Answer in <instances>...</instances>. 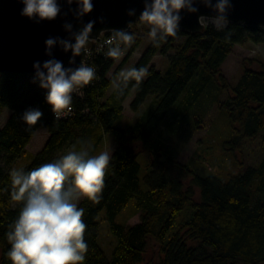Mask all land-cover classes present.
I'll return each instance as SVG.
<instances>
[{
  "label": "trees",
  "instance_id": "trees-1",
  "mask_svg": "<svg viewBox=\"0 0 264 264\" xmlns=\"http://www.w3.org/2000/svg\"><path fill=\"white\" fill-rule=\"evenodd\" d=\"M130 32L134 43L110 76L114 62L95 59L99 82L84 88L82 98L73 96L74 114L67 120L52 116L34 76L0 73V115L10 110L0 128V264H11L5 234L21 207L11 199L9 173L40 128L47 130L48 139L22 167L25 171L55 161L68 145L78 148L82 140L90 142L92 155L101 152L107 137L116 145L99 202H78L87 225L85 264H142L149 247L157 255L149 264H264V61L253 68V61L244 59L234 84L221 72L236 45L264 43V27L229 23L226 31H217L206 25L196 33L179 30L158 47L149 40L130 67H147L150 75L138 86L130 82L122 95L108 93L114 76L143 41L135 24ZM155 56L167 58L164 73L151 64ZM212 90L216 95L211 102ZM132 91L133 113L150 98L149 106L119 127L124 100ZM30 108L43 115L29 127L21 116ZM212 108L226 118L230 132L220 146L234 158L235 171L225 176H204L181 164L158 134L164 124L171 135L188 140L205 126ZM142 166L148 172L141 176ZM187 205L190 210L183 215ZM127 207L139 214L138 223L117 221ZM100 215L113 239L109 258L99 243Z\"/></svg>",
  "mask_w": 264,
  "mask_h": 264
},
{
  "label": "clouds",
  "instance_id": "clouds-1",
  "mask_svg": "<svg viewBox=\"0 0 264 264\" xmlns=\"http://www.w3.org/2000/svg\"><path fill=\"white\" fill-rule=\"evenodd\" d=\"M21 15L40 22L53 20L61 13L59 0H20ZM76 4L77 19L90 13L92 0H65ZM197 4H203L215 15L199 17L202 27L211 25L217 31H226L227 14L231 0H143L139 21L147 26L148 39L154 46L176 37L179 33L181 12H198ZM135 15V10L127 13ZM95 21H89L80 30L73 31L71 23L63 28L68 39L50 37L45 41L46 55H52L54 47L71 52L73 58L89 53L94 40L91 37ZM105 41L106 55L119 60L134 43L135 36L126 30H111ZM74 63V59L70 60ZM33 82L45 90V102L57 120L72 111L74 94L96 78V69L86 60L78 67H64L61 61L48 59L41 64L34 62ZM150 75L147 67H130L120 71L112 79V90L122 95L129 83L138 86ZM38 109H27L21 116L26 126L36 125L42 116ZM89 141L82 140L78 148L68 150L53 162L42 164L30 171L10 170L11 199L21 207L15 220L9 225L6 239L10 247L6 256L11 264H85L88 244L85 240L86 223L82 220L85 209L78 207L81 199L98 203L104 187L106 169L112 160L111 149L96 155L90 154Z\"/></svg>",
  "mask_w": 264,
  "mask_h": 264
},
{
  "label": "water",
  "instance_id": "water-1",
  "mask_svg": "<svg viewBox=\"0 0 264 264\" xmlns=\"http://www.w3.org/2000/svg\"><path fill=\"white\" fill-rule=\"evenodd\" d=\"M61 13L53 20L36 22L21 15L23 4L20 0H0V73H16L34 76L33 64H41L48 59L61 61L64 67H78L83 55L73 58L71 52H64L59 47L52 49V55H46L45 41L50 37L68 39L63 25L71 23L73 31L80 30L89 21H95L91 37L98 41L101 33L111 30L130 31L131 26L139 21L143 11V0H92V11L80 19L74 15L76 4L59 0ZM198 12H181L179 30L196 33L204 29L199 17H209L215 13L203 4H197ZM135 10V15L127 13ZM229 23L264 27V0H231L228 10ZM228 23V24H229ZM74 59V63L70 60Z\"/></svg>",
  "mask_w": 264,
  "mask_h": 264
},
{
  "label": "rangeland",
  "instance_id": "rangeland-1",
  "mask_svg": "<svg viewBox=\"0 0 264 264\" xmlns=\"http://www.w3.org/2000/svg\"><path fill=\"white\" fill-rule=\"evenodd\" d=\"M135 25L138 30L137 33L143 38V41L139 44L135 51L131 53L127 64L122 70H125L134 65L135 62L141 57L142 53L145 51L149 43L147 35L148 26L141 23L140 21H137ZM128 49L129 48H127V51L125 53L128 52ZM122 59L116 61L113 64L110 72L108 73V76L112 74V72L115 70ZM244 59H251L253 61L252 67L257 68V61H264V43L257 44L250 41H245L242 45H236L234 47L232 53L227 57L221 67V72L224 78H226V80L230 82V84H234L237 81L241 73V62ZM151 64L155 66L158 72L164 73L169 65V62L164 56H155L152 59ZM111 91L112 85L108 93H110ZM209 94V100L211 102L214 101V95H216V92L212 90L209 92ZM184 95L185 94H183L178 99L174 107L178 106L181 103ZM133 97L134 93L132 91L124 100L123 119L119 127H123L129 123H132L135 117L138 114L143 113L149 106L150 98L147 99V101L141 106L139 112L133 113L129 109V104L132 101ZM225 98L226 96L223 95L222 99ZM197 109L198 108L194 106L192 111L193 114L195 111H197ZM207 112L208 114L206 117L205 126L195 132L188 140L180 138L179 136L171 135L164 124L159 128L158 134L162 136V138H165L167 140L171 151L175 153L176 160L181 164H187L190 167L196 168V170L204 176H225L226 174L229 175L231 172L235 171V166L233 164L234 158L232 156H228V154H226V151L222 150L220 146L221 142L227 140L230 136V132L226 124V118L219 115L217 109L215 108H212ZM9 115L10 110L7 108L4 109L2 114L0 115V128L5 124ZM48 136L49 134L46 129L40 128L36 130L30 142L26 145L24 153L18 158L11 170L20 169L29 164L31 161V157H34L43 148L45 142L48 139ZM70 149H73L72 145H68L63 151H61L59 157L64 155ZM106 149H111V154H113L116 149V145L108 137L101 151H104ZM139 150H142L141 152L144 151V149L142 148H139ZM158 161L161 162L162 159H159ZM147 172V168L145 166H142L140 172L141 176L147 174ZM187 181L188 179H185L186 183ZM194 199L197 200V197H195ZM189 210V206L187 205L183 212V215H186ZM101 216L102 215H100L99 217L100 222L98 228L99 243L106 256L109 258L113 239L108 233L106 222L101 220ZM117 221L124 222L129 226L134 225L139 222V214H132L131 209L127 207L118 215ZM156 259L157 255L155 247H149L144 257V263L142 264H149Z\"/></svg>",
  "mask_w": 264,
  "mask_h": 264
},
{
  "label": "built area",
  "instance_id": "built-area-1",
  "mask_svg": "<svg viewBox=\"0 0 264 264\" xmlns=\"http://www.w3.org/2000/svg\"><path fill=\"white\" fill-rule=\"evenodd\" d=\"M111 36L110 32H105V33H101L98 37V41H94L92 45H90V49H89V53L86 55V58H83V60L85 59L86 62L91 65L94 66L96 69V78L87 86H84L81 89V93L82 94H74L73 96L75 97H79L82 98L83 95V89L84 88H88L94 84H96L97 82H99V67L95 65V59H102L103 61H112V62H116L119 61L120 59H122L124 57V55H126L127 53H125L119 60H114L110 57H107L106 55V51H107V46L105 45V41ZM43 99L45 100V90H42L41 92ZM51 109V108H50ZM85 114L88 113L87 110L84 111ZM52 116L56 119L54 113L51 111ZM74 114V108L72 107V111L67 115L64 116L62 118H60L59 120H67L68 118L72 117Z\"/></svg>",
  "mask_w": 264,
  "mask_h": 264
}]
</instances>
